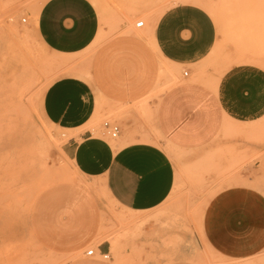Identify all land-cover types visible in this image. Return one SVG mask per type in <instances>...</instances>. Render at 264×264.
Returning <instances> with one entry per match:
<instances>
[{
  "label": "crops",
  "instance_id": "obj_1",
  "mask_svg": "<svg viewBox=\"0 0 264 264\" xmlns=\"http://www.w3.org/2000/svg\"><path fill=\"white\" fill-rule=\"evenodd\" d=\"M130 1L118 4L128 11ZM100 10L92 0H46L31 17L37 37L50 52L91 55L88 77H62L48 87L42 100L46 121L70 134L59 156L72 178L57 203L46 199L33 207L29 225L37 244L59 256L78 254L100 239L106 200L128 215L146 216L170 198L176 166L157 137L197 153L228 126L246 130L254 125L257 133L264 131L263 71L247 67L231 71L219 94L189 81L186 73L160 94L164 80L155 49L128 26L122 28L127 29L125 34H110ZM114 18L118 21L119 15ZM157 34L153 31L152 39ZM108 116L119 127L115 140L94 133L98 120ZM241 139L230 148L246 151ZM250 151L262 159L241 174L238 185L209 202L202 220L206 244L232 259L264 251V143L250 145ZM223 163H228L227 157ZM154 236L144 243L161 245L162 238L167 239ZM178 238V255L189 256L196 249L193 237ZM110 250L107 241L98 246L101 257L109 256Z\"/></svg>",
  "mask_w": 264,
  "mask_h": 264
},
{
  "label": "rangeland",
  "instance_id": "obj_2",
  "mask_svg": "<svg viewBox=\"0 0 264 264\" xmlns=\"http://www.w3.org/2000/svg\"><path fill=\"white\" fill-rule=\"evenodd\" d=\"M44 2L0 0V264H264V251L247 259L228 258L214 252L202 234L209 202L225 188L238 185L241 174L262 159L250 151V145L264 143V131L257 133L254 125L246 130L233 125L221 129L197 153L184 152L157 137L176 166L175 189L159 209L132 216L106 200L101 237L82 252L59 256L37 244L29 225L33 207L46 199L57 203L72 178L70 167L59 156L70 134L46 121L42 100L56 80L88 77L91 57L55 55L42 45L31 17ZM92 2L101 7L110 34H125L127 29L122 28L128 26L155 49L164 80L160 94L186 73L189 81L219 94L224 77L233 70L247 67L264 72V0H132L128 11L118 0ZM138 22L144 27L137 28ZM153 31L159 33L155 39ZM111 116L98 120L93 128L96 135L106 134L103 123ZM240 138L246 151L230 148ZM151 234L155 240L167 239L162 238L161 245L145 244ZM181 234L192 236L196 244L189 256L180 257L176 251ZM103 241L111 246L108 259L98 251ZM91 250L96 252L89 257L86 253Z\"/></svg>",
  "mask_w": 264,
  "mask_h": 264
},
{
  "label": "built area",
  "instance_id": "obj_3",
  "mask_svg": "<svg viewBox=\"0 0 264 264\" xmlns=\"http://www.w3.org/2000/svg\"><path fill=\"white\" fill-rule=\"evenodd\" d=\"M24 23H26V20L23 21ZM143 22H139L136 24V27L137 28H140L143 26ZM103 129L105 131V133L108 135L109 138H111L112 140H115L118 138V135H119V127L117 124L111 122V121H105L103 123ZM87 256L89 257H92L95 255V252L94 250H91V251H88L87 253ZM104 259H108L109 256L106 255V256H103Z\"/></svg>",
  "mask_w": 264,
  "mask_h": 264
},
{
  "label": "bare ground",
  "instance_id": "obj_4",
  "mask_svg": "<svg viewBox=\"0 0 264 264\" xmlns=\"http://www.w3.org/2000/svg\"><path fill=\"white\" fill-rule=\"evenodd\" d=\"M139 23V22H138ZM144 23V22H143ZM15 165V164H14ZM16 172V171H15ZM18 175H19V172H18ZM96 252V251H95Z\"/></svg>",
  "mask_w": 264,
  "mask_h": 264
}]
</instances>
